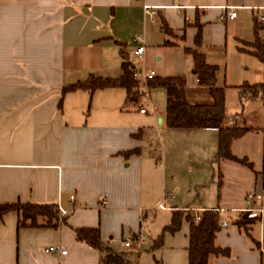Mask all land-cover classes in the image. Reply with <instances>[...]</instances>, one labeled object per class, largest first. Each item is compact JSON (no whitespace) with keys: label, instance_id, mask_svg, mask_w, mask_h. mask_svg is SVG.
Segmentation results:
<instances>
[{"label":"crops","instance_id":"crops-1","mask_svg":"<svg viewBox=\"0 0 264 264\" xmlns=\"http://www.w3.org/2000/svg\"><path fill=\"white\" fill-rule=\"evenodd\" d=\"M263 6L264 0H0V204L59 210L56 226H18L16 211L3 214L0 264H100L99 251L74 232L95 226L104 243L135 264H188L186 215L161 247L150 248L172 212L186 208L192 216L220 213L215 244L227 253L211 255L208 264H264V216L248 230L234 222L242 209L257 206L246 201L249 191L264 194L263 101L241 103L238 93L244 83L264 82L254 54L256 34L264 42ZM137 36L144 40L141 59L133 54ZM187 49L217 66L224 123L254 128L231 143L246 163L214 162L216 129L166 127L165 107L151 99L161 92L166 100L163 88H141L133 101L122 87L63 93L91 75L119 76L123 52L155 77H184L189 102L210 103ZM150 103L154 113L139 111ZM131 109L148 120L133 122ZM133 149L139 152L126 154ZM49 246L66 253H48Z\"/></svg>","mask_w":264,"mask_h":264},{"label":"trees","instance_id":"trees-1","mask_svg":"<svg viewBox=\"0 0 264 264\" xmlns=\"http://www.w3.org/2000/svg\"><path fill=\"white\" fill-rule=\"evenodd\" d=\"M195 42L200 44V29ZM255 56L264 65V42L255 36ZM193 60V72L198 77L201 86L207 87L210 103H191L186 97L185 78L181 76L154 77L147 82L150 88H163L165 90V126L168 128L182 129H204L213 128L218 131L217 152L214 162L217 164L222 159H229L246 163L245 158H238L231 152L233 140L241 137L246 132L253 130L252 127L237 124L226 125L225 112V89L216 85L217 66L208 64L204 53L198 49H187ZM123 61L121 72L117 77H100L91 75L85 81H78L63 89V93L69 90L86 89L94 91L107 87H122L126 90V101L135 100L138 92L139 80L134 77V66L128 61L125 53L121 52ZM241 103L245 100L261 98L264 105V82L248 84L244 83L238 87ZM264 137V127L261 128ZM264 142V141H263ZM139 149L127 151L126 154L138 153ZM219 172V170H218ZM16 211L19 219L18 226L38 227L56 226L59 220V210L55 204H33V203H7L0 204V219L3 214ZM186 210H175L172 212L170 223L165 225L151 244V249L162 246L163 237L166 232L174 233L181 225L183 216L189 221V244L188 264H208L211 255L226 254L227 251L215 244L216 234L221 227L220 213L217 209H205L200 213L198 221ZM246 212L235 219V225L248 230L247 225L253 222ZM75 237L87 245L97 249L100 253V264H135L128 252L117 251L101 239L100 231L95 227H78L74 229Z\"/></svg>","mask_w":264,"mask_h":264},{"label":"built area","instance_id":"built-area-1","mask_svg":"<svg viewBox=\"0 0 264 264\" xmlns=\"http://www.w3.org/2000/svg\"><path fill=\"white\" fill-rule=\"evenodd\" d=\"M261 8H264L261 7ZM144 12L145 14H147L150 18L151 21H153V17H154V11L152 9V7L148 6V5H144ZM236 16V11H230L228 13V17L230 19L234 18ZM261 23L264 24V17H261ZM135 43L137 44L136 47L134 48L133 54L137 56L138 59L142 58V55L144 53L145 47H144V40L142 37L137 36L135 38ZM134 72L133 75L135 78L137 79H141L142 82L145 84L146 86V90H147V94H148V86H147V81H149L150 79L155 77V71L152 69H148V70H138L136 68H133ZM156 105L153 103H150L149 106H145V107H141L139 109L140 112L145 113V112H152L154 113L156 110ZM70 198L72 199L73 196L71 195ZM246 201L249 204H252L253 202L257 203V206L253 207V206H248L244 209H242L243 212L247 213V216L249 218H256V219H261L264 216V194L261 193H257L254 190H251L247 193L246 195ZM106 203L105 200H103V204ZM160 207H162V205H159ZM61 210V214L64 215L66 214V210L60 209ZM186 211H189V209H184ZM218 210V209H217ZM222 210V209H221ZM193 220L194 221H198L200 219V213H195L193 215ZM223 225H226V222H223ZM125 246H129V242H125ZM46 252L48 253H55L57 251H59L61 254H65L66 250L60 249L58 246H49L45 249Z\"/></svg>","mask_w":264,"mask_h":264},{"label":"rangeland","instance_id":"rangeland-1","mask_svg":"<svg viewBox=\"0 0 264 264\" xmlns=\"http://www.w3.org/2000/svg\"><path fill=\"white\" fill-rule=\"evenodd\" d=\"M134 64H136L134 62ZM139 82L138 85V92H140V89L142 88V90L145 92L146 87H144L143 85ZM151 99L153 102L158 103L159 104V110L162 111V109L165 107V100H164V94L161 92L155 93L151 95ZM142 103L145 102V99H142L141 101ZM128 117L130 120H132L133 122H139V123H143L146 120H148L147 116L141 115L139 114V112L135 109H131L130 112H128Z\"/></svg>","mask_w":264,"mask_h":264}]
</instances>
